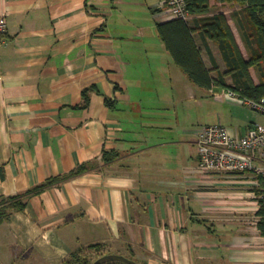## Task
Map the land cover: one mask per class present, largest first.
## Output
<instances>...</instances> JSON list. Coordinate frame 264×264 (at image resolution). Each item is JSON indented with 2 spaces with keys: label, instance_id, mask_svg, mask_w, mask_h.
Returning <instances> with one entry per match:
<instances>
[{
  "label": "crops",
  "instance_id": "0c3cea01",
  "mask_svg": "<svg viewBox=\"0 0 264 264\" xmlns=\"http://www.w3.org/2000/svg\"><path fill=\"white\" fill-rule=\"evenodd\" d=\"M162 3L0 0V198L94 165L0 224V264H61L96 243L142 264H264L262 185L198 171L203 97L159 35ZM239 7L220 9L246 57ZM256 113L207 124L244 132L264 123Z\"/></svg>",
  "mask_w": 264,
  "mask_h": 264
},
{
  "label": "trees",
  "instance_id": "16d2710c",
  "mask_svg": "<svg viewBox=\"0 0 264 264\" xmlns=\"http://www.w3.org/2000/svg\"><path fill=\"white\" fill-rule=\"evenodd\" d=\"M216 1L217 3H212V0H186L192 18H172L158 22L159 35L175 63L195 85L214 93L231 88L241 96L259 99L264 96V0ZM228 3L240 6L233 15L248 50V58L241 51L227 15L220 9ZM210 42L218 46L225 69L221 68L213 54ZM204 54L208 56L210 65L206 62ZM252 67L258 73L259 83H256L251 75ZM88 92L89 89L83 91L85 106L89 102ZM118 156L117 151H105L104 160L111 161ZM92 166L94 165L91 162L80 164L68 174L49 177L24 194L0 198V224L9 220L14 212L24 211L32 195L82 174ZM261 205L260 214L263 218L260 225L264 231V198L261 199ZM105 247L102 243L80 247L61 264H90L94 256L107 253ZM105 264L125 263L113 261Z\"/></svg>",
  "mask_w": 264,
  "mask_h": 264
},
{
  "label": "built area",
  "instance_id": "2783aa9c",
  "mask_svg": "<svg viewBox=\"0 0 264 264\" xmlns=\"http://www.w3.org/2000/svg\"><path fill=\"white\" fill-rule=\"evenodd\" d=\"M162 6L171 18H192L186 0H163ZM6 30V16L0 13V35ZM222 91L225 98L264 115V96L254 99L241 96L231 88ZM197 147L201 174L249 172L252 182L264 189V123H253L244 132L222 123L203 125L198 131Z\"/></svg>",
  "mask_w": 264,
  "mask_h": 264
},
{
  "label": "rangeland",
  "instance_id": "374dc122",
  "mask_svg": "<svg viewBox=\"0 0 264 264\" xmlns=\"http://www.w3.org/2000/svg\"><path fill=\"white\" fill-rule=\"evenodd\" d=\"M213 11H215V9H213ZM242 46H243L245 55L248 58L249 57L248 50L245 48L244 44ZM207 61L209 63V60ZM219 64L222 69H225V65L221 57H219ZM251 71H252V75L254 76V78L257 79L258 73L255 70V68L253 67ZM193 86L195 87L196 95L200 99L203 97L202 98L203 106L199 108V114H200L199 120L202 125L207 124V123L218 122L219 117L228 119L230 123L233 122L234 125H238L237 123L239 122H243V121L251 119L252 112L257 114L255 111H252V109H250L247 106H244L245 110H241V107H238L239 104L237 105L227 100H218V99L216 100L215 94L213 92L207 91V89H203L196 85H193ZM220 92H223V91H220ZM196 116H199V115L196 114ZM95 259H96V256L93 257V261Z\"/></svg>",
  "mask_w": 264,
  "mask_h": 264
},
{
  "label": "water",
  "instance_id": "95a60500",
  "mask_svg": "<svg viewBox=\"0 0 264 264\" xmlns=\"http://www.w3.org/2000/svg\"><path fill=\"white\" fill-rule=\"evenodd\" d=\"M123 262L125 264H142L128 256H125L120 253H105L98 258H96L91 264H105L107 262Z\"/></svg>",
  "mask_w": 264,
  "mask_h": 264
}]
</instances>
